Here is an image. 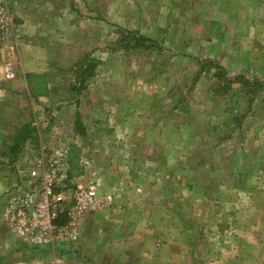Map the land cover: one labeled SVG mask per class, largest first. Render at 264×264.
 I'll return each instance as SVG.
<instances>
[{
	"label": "rangeland",
	"instance_id": "1",
	"mask_svg": "<svg viewBox=\"0 0 264 264\" xmlns=\"http://www.w3.org/2000/svg\"><path fill=\"white\" fill-rule=\"evenodd\" d=\"M20 3L0 0L1 192L67 145L65 208L77 185L111 201L0 264H264V0Z\"/></svg>",
	"mask_w": 264,
	"mask_h": 264
},
{
	"label": "built area",
	"instance_id": "2",
	"mask_svg": "<svg viewBox=\"0 0 264 264\" xmlns=\"http://www.w3.org/2000/svg\"><path fill=\"white\" fill-rule=\"evenodd\" d=\"M9 11L0 8V40L7 37L10 27ZM6 33V34H5ZM13 77V71L6 73ZM68 148L58 146L47 158L41 155L28 169L27 176L39 182V189L12 190L2 211L8 230L21 241L31 246H48L55 237L76 242L80 235V222L84 216L99 207L109 204L110 196L99 197L95 185H77L72 202L65 208L64 192L55 188L67 180ZM64 212L65 223L58 224V216Z\"/></svg>",
	"mask_w": 264,
	"mask_h": 264
},
{
	"label": "crops",
	"instance_id": "3",
	"mask_svg": "<svg viewBox=\"0 0 264 264\" xmlns=\"http://www.w3.org/2000/svg\"><path fill=\"white\" fill-rule=\"evenodd\" d=\"M17 1L21 2L20 6L24 5V0H15V4L17 7H18ZM0 92H1V88H0ZM1 191L2 189H0V260L2 259V261H6L10 259L11 261L13 256H16L19 252L23 250L22 247L24 244H22V241L16 238L10 232L8 230L7 225L3 221H1L2 211L6 203V200L8 198V197H4ZM26 261L20 259V257L18 259L17 257H15L12 264H30V262H26Z\"/></svg>",
	"mask_w": 264,
	"mask_h": 264
},
{
	"label": "trees",
	"instance_id": "4",
	"mask_svg": "<svg viewBox=\"0 0 264 264\" xmlns=\"http://www.w3.org/2000/svg\"><path fill=\"white\" fill-rule=\"evenodd\" d=\"M141 40L140 39H136L135 40V43H136V45H134V46H137L138 44H140L141 46H145L144 45V43L141 41V43H139ZM151 45H149L148 47H150ZM96 64H97V61L95 62V63H89V64H87L84 68H83V70H84V78H82V79H80V81H79V85L77 86V89H81V88H83V86H84V80H85V78L86 77H91L93 74H94V70H95V66H96ZM209 65H214L213 67H217L218 65H216V63H210ZM217 76H218V78H223V74L221 73V72H217ZM236 79L238 80V81H240L241 83H243V84H247L248 86H249V80L248 79H245L242 75H238V76H236ZM227 80H229V79H227ZM76 124H78L79 125V127H80V133H83L84 132V128H83V126H82V124H81V122H80V118H79V115H78V113H76ZM26 128V129H28L29 128V125H22V127L21 128ZM23 140V137H21V138H15V140H14V142H13V145H12V149H14V150H18L19 149V146H20V142ZM65 221H66V217H65V215H64V212H61L60 214H59V216H58V220H57V223L58 224H62V223H65ZM75 253V252H74Z\"/></svg>",
	"mask_w": 264,
	"mask_h": 264
}]
</instances>
